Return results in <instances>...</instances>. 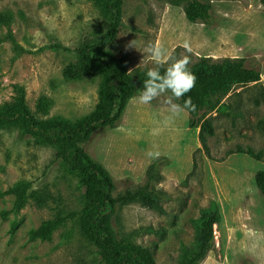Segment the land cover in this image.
Segmentation results:
<instances>
[{
	"label": "rangeland",
	"instance_id": "374dc122",
	"mask_svg": "<svg viewBox=\"0 0 264 264\" xmlns=\"http://www.w3.org/2000/svg\"><path fill=\"white\" fill-rule=\"evenodd\" d=\"M200 1L211 6L208 23L189 21L183 7L169 0H124L123 26L107 49L125 57L129 71L156 67L144 52L149 43L175 58L190 56V65L201 58L240 59L259 71L256 82L223 97V108L203 114L214 127L208 152L199 143V129L189 127L187 111L166 123L164 96L140 104L138 94L115 128L95 132L81 148L109 173L113 196L143 185L156 161L162 179L153 186L164 213L134 203L118 207L111 224L120 237L149 249L156 264L179 263L183 249L193 247L200 211L211 202L219 206L221 220L199 264H264V196L254 181L264 170V131L258 124L264 120V6L260 0ZM105 25L90 0H0V108L13 102L14 87L21 86L33 113L41 96L52 102L49 115L37 119L74 123L89 114L98 102L99 79L65 80L63 70L74 53L55 46L74 49ZM133 40L138 49L126 48ZM247 149L259 153V160ZM78 180L51 149L14 129L0 131V264H103L75 220H66L49 240L29 237L43 222L80 210ZM21 182L41 191L43 203L29 199L14 214L8 190Z\"/></svg>",
	"mask_w": 264,
	"mask_h": 264
},
{
	"label": "trees",
	"instance_id": "16d2710c",
	"mask_svg": "<svg viewBox=\"0 0 264 264\" xmlns=\"http://www.w3.org/2000/svg\"><path fill=\"white\" fill-rule=\"evenodd\" d=\"M106 19L104 28H99L89 36H84L77 47L70 49L56 45L65 52L74 53V58L63 70L67 81L99 79L95 108L74 123L62 118L37 119L47 117L52 102L41 96L35 104L33 113L27 106L25 90L16 86L11 104L0 108V131L16 130L21 138L53 151L54 160L65 165L79 180L83 190L82 207L66 216L58 215L53 221L43 222L37 229L31 230V240H49L53 231L66 220L77 221L83 236L96 250L103 264H156L152 252L138 246L115 233L111 224L118 207L138 203L150 210L164 213L160 199L155 192L154 183L162 179L157 170L156 161L146 171V181L133 190L113 196L114 181L97 161L92 159L81 145L91 140L95 132L115 128L121 120L127 103L142 90L147 78L146 70L129 71L127 59L118 58L107 49L112 45L122 28V6L124 0H90ZM264 6V0H260ZM169 3L182 6L186 18L191 22L208 23L211 18V6L200 0H169ZM164 66L160 69L164 72ZM196 75V85L179 101L191 97L196 111H187L190 115L189 127L198 128V140L205 152H208V139L214 136V127L204 113L219 111L221 103L232 88L248 85L258 80L259 71L247 67L240 59L213 61L201 58L189 65ZM221 103V104H220ZM264 131V120L258 122ZM238 152H243L238 148ZM246 154L259 160V153L251 149ZM255 185L264 196V170L255 174ZM8 192L14 201L10 212L17 214L33 199L37 205L43 203L42 192L32 189L28 183L21 182L11 187ZM4 216L7 213L3 214ZM221 220L219 206L215 202L200 211L195 223V241L190 249L184 248L178 264H199L212 247L213 226Z\"/></svg>",
	"mask_w": 264,
	"mask_h": 264
},
{
	"label": "clouds",
	"instance_id": "9594fccd",
	"mask_svg": "<svg viewBox=\"0 0 264 264\" xmlns=\"http://www.w3.org/2000/svg\"><path fill=\"white\" fill-rule=\"evenodd\" d=\"M131 47L137 48L136 40L130 41L126 45V48ZM183 47L188 51L191 50L188 42H185ZM144 52L152 57L156 67L148 69L142 90L134 99L138 100L140 104H150L153 100L164 96L162 102L166 105L168 112L165 118L166 123L171 122L185 111L195 112L196 105L192 102L191 97H188L183 104L175 102L184 97L196 85L197 77L189 68L190 56L172 57L159 43L147 44ZM165 64L167 67L161 73L160 69ZM166 93H170V95L165 96Z\"/></svg>",
	"mask_w": 264,
	"mask_h": 264
}]
</instances>
